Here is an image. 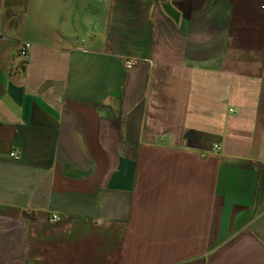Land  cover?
<instances>
[{"label": "crops", "instance_id": "0c3cea01", "mask_svg": "<svg viewBox=\"0 0 264 264\" xmlns=\"http://www.w3.org/2000/svg\"><path fill=\"white\" fill-rule=\"evenodd\" d=\"M0 264H264V0H0Z\"/></svg>", "mask_w": 264, "mask_h": 264}, {"label": "built area", "instance_id": "2783aa9c", "mask_svg": "<svg viewBox=\"0 0 264 264\" xmlns=\"http://www.w3.org/2000/svg\"><path fill=\"white\" fill-rule=\"evenodd\" d=\"M30 49H31V44L30 43H25L20 48L19 55H20V57L22 58L23 61H25L27 59ZM134 64H135L134 60H127L126 61V68L129 70V69H131L134 66ZM11 156L14 157L15 159H20V156H18L15 153H12ZM50 220L53 223H58V222L61 221V217L58 214H52L50 216Z\"/></svg>", "mask_w": 264, "mask_h": 264}]
</instances>
